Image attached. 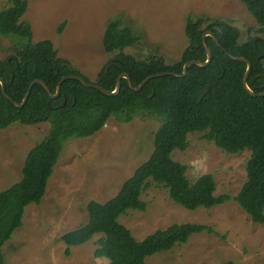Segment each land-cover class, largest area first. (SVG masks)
<instances>
[{"label": "trees", "instance_id": "trees-1", "mask_svg": "<svg viewBox=\"0 0 264 264\" xmlns=\"http://www.w3.org/2000/svg\"><path fill=\"white\" fill-rule=\"evenodd\" d=\"M239 1L257 22L256 28L248 30L249 34H264V0ZM26 9L27 0H6L0 11V35L12 37L14 42L13 53L0 58V78L7 96L17 103L22 102L33 79H42L55 93L63 76H82L68 60L57 56L49 39L32 41L30 24L20 20ZM63 25L64 22L58 32ZM207 30L214 33L229 53L250 60L248 87L263 92L261 38L249 36L240 42L239 30L229 20L210 21L191 16L186 17L184 26L188 44L173 64H167L156 53L144 59L125 53L124 49L134 45L139 36L129 26L122 25L121 19L110 20L102 35V47L114 55L99 70L95 83L112 91L118 75L124 72L129 74L133 86H138L149 74L181 73L185 62L206 60L202 34ZM205 42L212 51L208 65L192 64L185 76L153 77L139 91L133 90L125 78L121 79L120 90L115 95H106L76 79H66L61 83L59 95L51 98L41 83H34L26 102L16 107L3 96L0 85V129L14 122L32 125L47 121L50 125L47 136L27 152L21 178L0 191V264H5L2 247L22 226L26 206L41 202L63 142L94 134L110 116L118 122H129L135 116L158 118L160 124L154 132L153 149L115 195L105 202L87 203V222L59 237L65 244V255L70 254V247L84 244L99 234L94 241L95 257L106 258L108 264H146V257L183 244L193 234L214 232L205 224L173 223L137 239L119 222V217L129 209H146L141 194L152 183L167 188L169 197L189 210L211 208L231 199L228 194H215L212 174L204 173L190 181L186 165L172 158L175 150L186 149L187 135L193 132L202 133L203 139L229 154L250 150L246 180L233 199L252 222L264 223V96H250L244 89L242 77L246 63L230 58L212 36L207 35ZM207 86V93L200 98Z\"/></svg>", "mask_w": 264, "mask_h": 264}, {"label": "rangeland", "instance_id": "rangeland-1", "mask_svg": "<svg viewBox=\"0 0 264 264\" xmlns=\"http://www.w3.org/2000/svg\"><path fill=\"white\" fill-rule=\"evenodd\" d=\"M5 3L0 0V11ZM187 16L229 20L239 30L240 42L249 36L264 40L262 33L249 34L257 22L239 0H27L20 20L30 24L33 42L49 39L58 57L95 82L99 70L114 55L102 47L110 20L121 19L122 25L139 36L125 53L137 59L156 53L173 64L188 44L184 31ZM13 45L12 37L0 35V58L12 54ZM159 124L156 117L135 116L129 122H118L110 116L94 134L63 142L41 202L26 206L22 226L2 247L5 264H108L106 258L93 254L99 234L70 247L68 256L59 237L87 222L90 200L111 198L148 159ZM49 127L47 121L32 125L14 122L0 129V191L21 178L27 152L47 136ZM187 141L185 150L172 153L174 160L186 165L187 178L194 181L210 173L215 194H228L231 199L211 208L189 210L174 202L167 188L152 183L141 194L146 209H129L119 222L137 239L173 223L212 227V233L193 234L183 244L146 257V264H264V223L252 222L233 199L246 180L250 150L226 153L203 139L200 132L189 133Z\"/></svg>", "mask_w": 264, "mask_h": 264}, {"label": "water", "instance_id": "water-1", "mask_svg": "<svg viewBox=\"0 0 264 264\" xmlns=\"http://www.w3.org/2000/svg\"><path fill=\"white\" fill-rule=\"evenodd\" d=\"M207 35H210L214 38L215 42L218 44V46L230 57L232 58L233 60H236V61H240V62H244L247 64V67H246V70L243 74V77H242V84H243V87L244 89L249 93L250 96H253V97H256V96H264V91L263 92H254L252 91L249 87H248V84H247V78L249 76V73L251 71V62L250 60H248L247 58L243 57V56H236V55H232L231 53H229L224 47H222L219 42H218V39L216 38V36L214 35V33L210 30H207L205 31L203 34H202V39H203V45H204V48H205V51H206V60L204 61H201V60H197V59H193V60H189L187 62L184 63L183 65V69H182V72L181 73H174V72H171V71H164V72H159V73H153V74H149L148 76H146L140 83L138 86H133L132 84V81H131V78L129 76L128 73H121L118 75L117 79H116V83H115V88L114 90L112 91H109L108 89L98 85L97 83L95 82H89L87 81L84 77L82 76H79V75H74V74H70V75H66V76H63L60 81L58 82L57 86H56V90H55V93H52L49 89V87L46 85V83L42 80V79H39V78H36V79H33L29 86H28V89L22 99V102L21 103H17L16 101L12 100L10 97L7 96V94L5 93V84H4V81L2 80V78H0V85H1V92L3 94V96L5 98H7L9 101H11L16 107H21L27 100V97L29 95V92L33 86L34 83H41L47 93L49 94V96L51 98H56L59 93H60V89H61V83L66 80V79H76L78 81H80L83 85L87 86V87H93V88H97L99 89L101 92H103L104 94L106 95H115L119 92L120 90V86H121V79L122 78H125L127 79V82L129 84V86L135 90V91H139L143 85L151 78L153 77H158V76H164V75H175V76H185L186 75V72H187V68L192 65V64H196V65H200V66H206L210 63L211 61V57H212V51L210 49V47L207 45V43L205 42V37ZM261 42L264 46V40L261 39ZM264 55V49H263V53H262V56ZM209 89V86H207L206 90L202 93V95L200 96V98H202L205 93H207ZM64 102H62L60 105L62 106ZM50 103L48 102V105Z\"/></svg>", "mask_w": 264, "mask_h": 264}]
</instances>
